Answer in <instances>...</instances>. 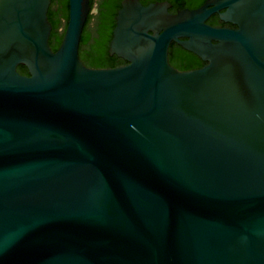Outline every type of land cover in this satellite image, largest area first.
<instances>
[{"label":"water","instance_id":"95a60500","mask_svg":"<svg viewBox=\"0 0 264 264\" xmlns=\"http://www.w3.org/2000/svg\"><path fill=\"white\" fill-rule=\"evenodd\" d=\"M51 1L0 0V264H264V0H121L109 68L79 57L100 0L55 51Z\"/></svg>","mask_w":264,"mask_h":264},{"label":"trees","instance_id":"16d2710c","mask_svg":"<svg viewBox=\"0 0 264 264\" xmlns=\"http://www.w3.org/2000/svg\"><path fill=\"white\" fill-rule=\"evenodd\" d=\"M142 4L147 5L149 2L163 0H140ZM173 8L179 9L185 6L188 8L200 6L205 0H168ZM90 6L93 8L94 0H90ZM121 0H100L98 4V13L95 16L89 13L86 19L81 39L79 43V57L81 61L88 67L92 68H109L122 65L123 59L116 55H109V42L112 38V31L115 26V15L120 7ZM175 12V10H173ZM48 19L52 25V30L49 37V45L55 51L62 39L66 23L68 20V0H52L48 9ZM96 17V26L94 31H88V25L92 18ZM64 21L63 30L60 31L62 22ZM207 23L212 26H227L234 27L229 23L221 21L217 14L212 15ZM185 52L176 43H171L169 47V58L175 63L182 53ZM193 66L192 64L188 65ZM185 66V67H188ZM181 67V68H185ZM180 70V69H179ZM17 71L27 75L28 71L25 66L19 65Z\"/></svg>","mask_w":264,"mask_h":264},{"label":"flooded vegetation","instance_id":"af4514ba","mask_svg":"<svg viewBox=\"0 0 264 264\" xmlns=\"http://www.w3.org/2000/svg\"><path fill=\"white\" fill-rule=\"evenodd\" d=\"M163 1H168V0H163ZM196 7H198V6H196ZM196 7H191L190 9L196 8ZM183 8H188V6H185ZM179 9H182V8H179ZM179 9L173 8V5L171 4V7H170L169 11L172 12V13H175ZM173 10H175V12H173ZM168 59H169V63L172 66H174V67H176L177 69H180V70L196 69V68H200V67H202L203 65L206 64V62L203 61L200 57H198L197 55H195V54H193V53H191L189 51H186V50H185V52L182 53L181 57L178 60L175 61V63L174 62L173 63L171 62V60L169 58V55H168ZM126 63L127 62H124L122 65H124ZM189 64H192L193 66L189 67L188 66ZM185 66H188V67H185ZM181 67H185V68H181Z\"/></svg>","mask_w":264,"mask_h":264}]
</instances>
